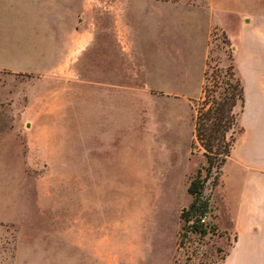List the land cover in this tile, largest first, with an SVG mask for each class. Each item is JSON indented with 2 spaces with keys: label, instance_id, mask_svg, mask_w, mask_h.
Returning a JSON list of instances; mask_svg holds the SVG:
<instances>
[{
  "label": "rangeland",
  "instance_id": "1",
  "mask_svg": "<svg viewBox=\"0 0 264 264\" xmlns=\"http://www.w3.org/2000/svg\"><path fill=\"white\" fill-rule=\"evenodd\" d=\"M54 1L38 8L44 33L72 18ZM65 1L96 37L90 62L0 73V264H264V239L258 261L238 254L223 217L238 193L232 161L223 187L214 169L205 186L214 231L180 218L206 164L191 151L198 110L227 92L232 66L238 138L247 85L264 81V0ZM12 16L24 14L0 2L3 30Z\"/></svg>",
  "mask_w": 264,
  "mask_h": 264
},
{
  "label": "crops",
  "instance_id": "2",
  "mask_svg": "<svg viewBox=\"0 0 264 264\" xmlns=\"http://www.w3.org/2000/svg\"><path fill=\"white\" fill-rule=\"evenodd\" d=\"M0 2L7 4L12 13L20 8L24 14L17 19L10 17L5 30L0 27V73L41 75L61 66H86L90 62L89 49L96 37L86 29L85 23L77 28L74 2L57 0L65 13L70 14L72 10V18L67 19L63 28L51 26L47 33H44L37 16L44 0ZM48 4L53 6L55 1L48 0ZM247 88L250 97L246 98V103L250 111L244 122L245 129L225 161H232L235 165L238 193L231 204L223 198L226 203L223 217L231 222L232 231L237 233L238 239L234 244L236 252L257 257L253 261H258L261 255L258 249L262 245L260 240L264 239V81L248 83ZM225 163L215 188L223 187L227 178Z\"/></svg>",
  "mask_w": 264,
  "mask_h": 264
},
{
  "label": "trees",
  "instance_id": "3",
  "mask_svg": "<svg viewBox=\"0 0 264 264\" xmlns=\"http://www.w3.org/2000/svg\"><path fill=\"white\" fill-rule=\"evenodd\" d=\"M227 74V92L224 95L220 93V99H213L212 104L205 102L206 107L198 110L194 123L195 138L191 143V151L198 144L203 149L206 164L196 170L187 186L191 201L181 210L180 218L183 221L182 230H190L201 236L215 229V224L200 222V217L212 212L210 197L205 195V186L213 169L215 175L211 181L212 189L219 183L221 168L237 138L234 108L237 104L240 107L244 104V88L232 66H228ZM202 170H205L204 175Z\"/></svg>",
  "mask_w": 264,
  "mask_h": 264
},
{
  "label": "built area",
  "instance_id": "4",
  "mask_svg": "<svg viewBox=\"0 0 264 264\" xmlns=\"http://www.w3.org/2000/svg\"><path fill=\"white\" fill-rule=\"evenodd\" d=\"M207 215H208V214L203 215L202 217H200V222H201V223H203V224H206V223H207V221H206V219H207Z\"/></svg>",
  "mask_w": 264,
  "mask_h": 264
}]
</instances>
